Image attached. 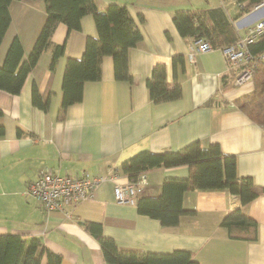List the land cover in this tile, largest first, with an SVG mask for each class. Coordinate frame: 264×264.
Returning a JSON list of instances; mask_svg holds the SVG:
<instances>
[{
    "label": "crops",
    "instance_id": "1",
    "mask_svg": "<svg viewBox=\"0 0 264 264\" xmlns=\"http://www.w3.org/2000/svg\"><path fill=\"white\" fill-rule=\"evenodd\" d=\"M100 11L111 3L127 6L143 38L129 51L133 82L114 75V59L102 60V78L86 81L80 102L61 110L62 81L67 60L83 56L89 35L96 36L92 14L81 19V29L69 31L60 21L52 42L65 44V52L50 68L52 51H44L28 74L22 90L12 94L0 89V233L39 236L44 246L62 255V264H114L108 262L100 242L82 222L102 225L104 235L121 249L138 252L189 250L200 264H264V191L246 206L241 197L227 189L186 191L185 209L173 227L140 213L137 201L119 203L114 184H101L94 198L63 210L46 211L41 202L26 193L28 184L43 168L59 173L91 175L121 171V163L136 153L175 151L193 141L204 146L218 143L223 152L237 158V173L250 176L264 187V124L252 120L235 101L254 89L253 78L236 83L222 48L189 53L196 40L183 37L173 16L178 9L224 6L234 18L236 30L244 35L248 27L264 18V5L239 12L237 0H95ZM12 22L0 46V65L15 36H19L25 59L47 17L44 0H13ZM181 56L174 65L173 58ZM166 68L169 87L181 86L177 99L155 102L147 81L155 65ZM234 74V75H233ZM36 83L48 109L32 102ZM19 129L22 134L18 133ZM145 174L138 196H157L168 178H186L187 164L153 168ZM136 198V200H137ZM242 207L258 223L256 239L233 238L221 226L223 218ZM40 264H47L44 253Z\"/></svg>",
    "mask_w": 264,
    "mask_h": 264
},
{
    "label": "trees",
    "instance_id": "2",
    "mask_svg": "<svg viewBox=\"0 0 264 264\" xmlns=\"http://www.w3.org/2000/svg\"><path fill=\"white\" fill-rule=\"evenodd\" d=\"M13 0H0V46L12 22L10 4ZM263 0H237L238 17L251 11ZM47 17L37 35L29 55L23 59L24 47L19 36H15L7 50L4 62L0 65V89L18 94L28 74L37 65L41 54L50 49V68H54L58 58L65 52V44L52 42V35L60 21L69 31L81 29V19L92 14L97 35H89L81 58H69L62 81L61 110L80 102L83 98L86 81L102 78V60L106 55L114 59L116 79L133 82L129 67V51L143 38V34L125 5L111 3L100 11L95 0H44ZM173 22L183 37L209 41L214 48L234 44L241 37L234 25V18L224 6L198 9H178ZM258 54L264 50V33L249 45ZM181 56L173 58L174 65ZM237 71L231 68V71ZM234 75V74H233ZM254 89L239 97L235 103L252 120L264 124V63L257 62L253 73ZM153 101L177 99L182 90L179 83L169 87L166 81V68L157 64L147 81ZM32 102L44 110L48 101L42 98L36 83L32 86ZM0 109V116L2 115ZM18 133L22 134L19 129ZM6 129L0 124V137ZM187 164L190 174L186 178L165 179L162 191L157 196H139L137 206L140 213L157 218L167 227L177 226L180 217L191 210L183 206L186 191L196 189H227L241 197L246 206L264 191L255 184L252 177L237 173V158L222 151L218 143L204 146L196 140L175 151L153 152L143 150L121 163V170L135 181L138 176L157 167H171ZM84 228L101 244L105 259L114 264H200L194 260L189 250L175 249L171 252H138L121 249L113 238L104 235L99 222L84 221ZM233 238L256 239L257 221L246 214L242 207L229 212L221 221ZM46 253L47 264H62V255L44 246L39 236L29 238L17 233H0V264H40Z\"/></svg>",
    "mask_w": 264,
    "mask_h": 264
},
{
    "label": "built area",
    "instance_id": "3",
    "mask_svg": "<svg viewBox=\"0 0 264 264\" xmlns=\"http://www.w3.org/2000/svg\"><path fill=\"white\" fill-rule=\"evenodd\" d=\"M263 5L264 0L254 8L258 9ZM263 33L264 18L250 25L237 42L222 48L230 69L237 71V84L252 79L256 63H264V50L255 54L249 48V45ZM212 48L209 41L198 39L195 49L189 53V58L194 60L197 53ZM107 181L114 184L115 199L119 203H134L139 187L145 183L146 179L145 174L142 173L135 181H122L121 171L118 168H112L108 173L99 175H91L88 171L74 175L59 173L52 168H43L28 184L26 193L40 201L47 212L63 210L86 199L94 198L98 187Z\"/></svg>",
    "mask_w": 264,
    "mask_h": 264
}]
</instances>
